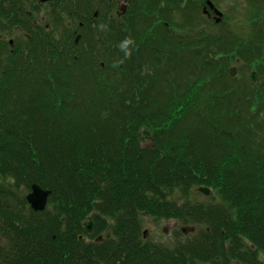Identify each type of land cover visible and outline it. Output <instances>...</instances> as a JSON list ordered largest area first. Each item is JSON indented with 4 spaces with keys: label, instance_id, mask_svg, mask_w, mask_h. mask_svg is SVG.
I'll list each match as a JSON object with an SVG mask.
<instances>
[{
    "label": "trees",
    "instance_id": "1",
    "mask_svg": "<svg viewBox=\"0 0 264 264\" xmlns=\"http://www.w3.org/2000/svg\"><path fill=\"white\" fill-rule=\"evenodd\" d=\"M208 1L130 0L111 18L105 0L79 44L66 31L0 53V214L24 219L26 262L66 264L72 248L75 264H117L113 241L80 240L84 223L91 239L139 237L145 214L195 232L121 264H264V0L235 26L211 21ZM35 184L51 191L42 213Z\"/></svg>",
    "mask_w": 264,
    "mask_h": 264
},
{
    "label": "flooded vegetation",
    "instance_id": "2",
    "mask_svg": "<svg viewBox=\"0 0 264 264\" xmlns=\"http://www.w3.org/2000/svg\"><path fill=\"white\" fill-rule=\"evenodd\" d=\"M106 1L115 4L114 14L110 15L111 18H122L127 13L130 0ZM104 5L105 0H0V53H11L24 43L41 37L43 34L57 39L65 36L66 31H69L71 37H74V42L79 44L83 36V33H80L84 28L83 17H88L90 7L95 10L94 16L97 17ZM206 7L210 13V16H207L212 21L215 13L208 6ZM78 37H80L79 40H77ZM21 210L19 209L18 212ZM46 210L47 207L43 212ZM62 222H65L64 218H62ZM25 225L24 219L19 214L15 216L0 214V264H34L26 262L28 255L22 243ZM93 225L95 229V223ZM94 229L92 233H89L85 228L87 234L81 236L80 240H84L85 244L94 242L101 245L104 247L103 252L110 248L109 244L113 241L114 255L109 256H111L110 261H116L117 264L125 262L129 257H136L137 244H141L143 247L147 246V254L153 252L154 249L169 250V246L161 242L159 237H154L153 234L156 233L149 230L142 229L139 237L135 231L124 233L118 231L113 234L111 231L105 230L91 239L90 236L94 234ZM163 232L167 233L168 231L163 229ZM181 232L185 236L193 233L191 231L185 234L182 229ZM66 234L69 236L67 231ZM108 234H110L109 237H107ZM176 243L178 246L174 244V249L180 247L182 244L179 243H184V241H176ZM87 250L88 248H85V251ZM72 252V248H69V262L66 264H75L72 262ZM83 257V264H85L88 258L87 255ZM43 264L63 263H59L57 258L52 263Z\"/></svg>",
    "mask_w": 264,
    "mask_h": 264
},
{
    "label": "rangeland",
    "instance_id": "3",
    "mask_svg": "<svg viewBox=\"0 0 264 264\" xmlns=\"http://www.w3.org/2000/svg\"><path fill=\"white\" fill-rule=\"evenodd\" d=\"M120 1L123 2V0H120ZM214 1L218 4L219 10L221 12H223L224 16L219 18L217 15L214 14V19L212 20L213 22H215L216 17H218V19H221V20H224L226 18V19H230L231 25L235 26V25H239L241 23V21L246 18L245 16L248 15V12H249L248 0H214ZM205 15H207V14H205ZM221 20L219 22H217V20H216V23L217 24L221 23ZM231 68L237 69L236 76H238L240 67L237 66L235 63H233ZM28 194H29V192H27V195ZM49 198H50V196H49ZM47 205H48L47 209L51 208L50 204H49V200H48ZM90 219H91V217H90ZM140 220L142 223V229L143 230H149L151 232H155L156 234H153V236L159 237L161 242H163L164 244H167L169 246V250L174 249V244L176 246H178L176 241L177 242L178 241H181V242L184 241V243H179V244H185V241L190 236L192 237V235H193V234H189V235L185 236L181 232L182 228H193V227H190L192 225L183 224L182 221H180L179 219L173 218V219H169V220H166V219L165 220H163V219L157 220L152 216L141 214ZM86 222H89V220ZM108 222L110 225L113 224L112 221L108 220ZM163 229H166L168 232L164 233ZM260 260L264 262V256L263 255H260ZM199 264H207V263H199Z\"/></svg>",
    "mask_w": 264,
    "mask_h": 264
},
{
    "label": "water",
    "instance_id": "4",
    "mask_svg": "<svg viewBox=\"0 0 264 264\" xmlns=\"http://www.w3.org/2000/svg\"><path fill=\"white\" fill-rule=\"evenodd\" d=\"M43 1H48V0H43ZM109 1H115V0H109ZM208 6L210 7L211 10L214 11L215 15H217L219 18L223 16V14L218 9L215 8L212 2L208 1ZM204 13L210 16L207 8L204 9ZM218 17H216L217 22L221 20V19H218ZM79 38L80 37H78L77 40H79ZM230 72H231V75L235 77L237 74V69L232 68ZM258 77L259 76L257 73H250L248 75V79L253 83L257 82ZM197 191L207 197L212 195V190L207 187H199L197 188ZM50 195H51V191L43 190L39 185L35 184L32 186L31 193L28 194L27 196V201L35 212H43L47 207L48 199ZM84 227L89 233H92L94 229L93 221L90 219L89 222H86L84 224ZM182 231L185 234H187L191 231L194 232L195 230L193 228H182ZM109 236L110 234H108L107 237Z\"/></svg>",
    "mask_w": 264,
    "mask_h": 264
},
{
    "label": "clouds",
    "instance_id": "5",
    "mask_svg": "<svg viewBox=\"0 0 264 264\" xmlns=\"http://www.w3.org/2000/svg\"><path fill=\"white\" fill-rule=\"evenodd\" d=\"M135 44L134 39L131 36L125 37L124 40L120 42L118 47L124 53L125 57H129L131 55L132 47ZM118 66V65H114Z\"/></svg>",
    "mask_w": 264,
    "mask_h": 264
}]
</instances>
